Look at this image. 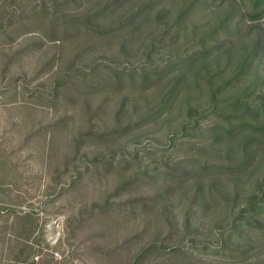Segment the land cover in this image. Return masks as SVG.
<instances>
[{"label":"rangeland","instance_id":"1","mask_svg":"<svg viewBox=\"0 0 264 264\" xmlns=\"http://www.w3.org/2000/svg\"><path fill=\"white\" fill-rule=\"evenodd\" d=\"M52 1L0 0V205L5 211L33 214L29 241L42 248L38 258L48 257V264H264V218L241 231L230 230L232 216L255 190L256 178L263 176L264 145L259 144L256 160L248 168L231 172L205 167L204 158L209 162L219 158L216 149L222 142L210 144L208 117L201 118L195 129L181 128L186 119L177 104L162 108L157 117L142 121L108 145L79 140V132L90 126L99 132L112 125V107L126 91L93 88L80 96L68 86L54 91L65 69L76 73L82 66L89 73L110 63L144 67L190 50L197 37L217 25L227 11L233 15L250 11L249 1L210 0L193 18L178 24L177 34L168 32L158 40L150 59L143 58V47L134 55H124L117 43L95 41L85 31L62 37L57 33L61 24L52 28L50 18L47 24L37 21L43 17L42 7ZM55 2L60 13L77 18L103 0ZM158 3L156 10L172 12L181 0ZM245 16L232 22L222 47L206 56L208 72L214 79L226 80L240 49L247 51L256 38L263 47L249 73L218 96L241 98L236 108L219 110L220 119L253 114L264 101V17L252 21ZM155 27V22L148 24L141 36L159 33L161 27ZM139 43L140 39L133 46ZM77 51L82 53L73 63ZM216 54L219 64L212 66ZM167 80L129 91L138 113L157 106L154 98ZM208 93L204 85L201 91L194 89L200 112L208 107ZM262 117L259 111L258 118ZM192 152L199 154L198 160L192 161L188 155ZM95 155L101 163L90 166L86 159ZM184 156L187 161L181 166L193 165L184 181L173 174L151 175L167 164L176 170L174 163ZM162 185H168L170 192L160 200ZM154 196L158 201L149 200ZM19 230L9 214L0 213V264L12 234ZM151 242L158 245L144 251ZM19 247L14 244L11 254Z\"/></svg>","mask_w":264,"mask_h":264},{"label":"trees","instance_id":"2","mask_svg":"<svg viewBox=\"0 0 264 264\" xmlns=\"http://www.w3.org/2000/svg\"><path fill=\"white\" fill-rule=\"evenodd\" d=\"M209 1L181 0L180 6L176 7L172 12H164V9L156 10L159 0H103L93 11L87 12L83 17L74 18L60 13L54 0L49 5L42 7V10H44L42 12L43 17L39 20L38 16L37 21L47 24L50 18L52 20V28L61 24V29L57 33L62 37L79 36L81 31H85L91 33L90 38L95 41L100 40V42L105 43L115 42L124 55H134V51L139 52L143 47V58L150 59L158 40L163 39L168 32H172L170 33L171 36L177 34L179 29L178 24L181 21H188L193 18L200 9L208 6ZM248 1L250 11L246 12V14L239 12L233 15L232 11H227L217 25L210 27L205 33L197 37L195 45L190 50L175 53L170 59L160 63L153 64L154 62H152L144 67L110 63L105 64L104 68H92L89 73L82 66L77 67L76 73H70L68 69L63 70L54 91L67 86L74 89L78 96L85 94L86 91L93 88L113 87L114 89L120 88L126 91L120 98L118 106L112 107V125L108 129L99 132H95L92 126H90L86 132H79L78 139H88L96 141L99 144L106 143L108 145L109 141L116 139L121 133H126L133 127H137L142 121L157 117L162 108L177 104L182 109L181 113L185 114L186 119L181 128L195 129L201 118L208 117L207 129L210 132L207 134V138H209L210 144L214 145L217 140L222 142V147L216 149L220 154L219 158L211 162L204 158L205 162L203 165L205 167H215V169L234 172L252 166L257 157L259 144L264 145V101L254 108L253 114L241 116L228 115L220 119L221 113H218V111L236 108L240 104L241 98L239 95H234L230 99H226L225 97L219 99L218 96L226 94V92L231 90L230 87L236 81L249 73L254 60L262 54L263 47L259 45V39L256 38L247 51L240 49V57L236 65L231 68V73L227 76L226 80H224V77H216L214 79L215 75H211L208 72L209 64H207V61L209 59L206 57L215 48L219 49L222 47L224 42L229 39L227 34H230L233 21H237L242 17L246 18L245 15L252 21L264 17V0ZM124 7L126 9L121 11ZM60 8L64 13L62 4H60ZM164 19L165 21L162 23ZM152 22H155L157 27L160 26L161 31L159 33L146 32L142 37L141 35L144 31L141 30L145 29ZM8 27L10 26L5 25V28ZM157 27L155 28L157 29ZM194 34L193 29H191L190 35L193 36ZM224 35L227 36L223 37ZM138 39H140V43L137 47H134L133 44ZM51 40L54 39L51 38ZM230 41L233 40L230 39ZM81 53V51H77L73 54V63L76 62ZM218 55L220 54L214 56L210 65L219 64ZM164 80H167V82L164 83L161 94L154 98L157 101V106H151L144 109L143 112L138 113L136 102L130 101L129 91L143 89L148 85L151 86L153 81L160 82ZM202 85L209 92L207 95L208 107L204 112H200L199 110V96L195 97L193 95L194 89L202 90ZM194 101L196 102L194 103ZM127 107L131 108V112L127 110ZM259 111L263 115L262 118H258ZM121 114H127L128 116L121 118ZM91 135L95 136L96 139L93 140L90 137ZM238 135L240 139H237ZM242 139L244 140L239 141ZM99 155L85 159L90 163V166L100 165L101 161L98 160H101V157ZM188 155L192 157V161L198 160L199 154L197 152H192ZM185 161L187 159L184 156L174 163L176 168L178 166L176 170L173 166L167 164L161 170L159 168L153 169L151 172L153 174L151 175L155 176L159 173L173 174L180 181H184L193 168V165L190 167L181 166V163ZM80 167L82 168L83 166ZM247 175L250 179V172ZM262 175L256 178L255 190L247 194L244 204L232 216L230 224L231 232L241 231L253 221L264 218V172ZM231 177L235 178L234 175ZM115 191L117 193V190ZM169 192V186L162 185V191L158 197H160V200L167 199ZM158 197L154 196L149 200L153 201L158 199ZM151 201H149L150 204L152 203ZM117 204L111 203L110 205ZM94 205L92 204L91 207L93 208ZM109 207L111 206L107 208ZM0 213L9 214L14 224L18 223L20 227L18 233L12 234L13 236L10 238L11 242L8 243L10 247L3 245V247H6L4 250L7 251V254L3 257L1 264H26L29 258L32 259L29 264H48L50 261L48 257H37V261L33 259L37 256V252H42L40 246L36 248L29 241V237L34 231L33 214L31 212H16L14 210L5 211V208L1 205ZM184 218L186 224L188 220L186 216ZM239 218L243 220L237 222L236 220ZM16 243L20 245L19 250L11 254V247L13 246L14 249V244ZM150 245H158V243L151 242L147 244L144 251H147ZM139 256L140 252L137 254L136 260L139 259Z\"/></svg>","mask_w":264,"mask_h":264},{"label":"built area","instance_id":"3","mask_svg":"<svg viewBox=\"0 0 264 264\" xmlns=\"http://www.w3.org/2000/svg\"><path fill=\"white\" fill-rule=\"evenodd\" d=\"M55 255H57L58 253L57 252H54ZM38 256H35V259H37Z\"/></svg>","mask_w":264,"mask_h":264}]
</instances>
